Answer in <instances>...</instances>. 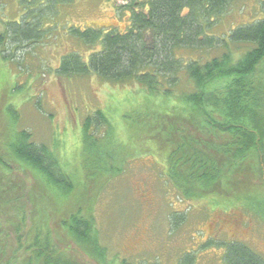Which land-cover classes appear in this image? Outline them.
Instances as JSON below:
<instances>
[{"label":"trees","instance_id":"1","mask_svg":"<svg viewBox=\"0 0 264 264\" xmlns=\"http://www.w3.org/2000/svg\"><path fill=\"white\" fill-rule=\"evenodd\" d=\"M60 1L74 0H22L25 12L21 20L7 22L4 32H0L1 56L14 59L16 51L26 43L42 41L53 28H47L44 20L52 18L48 16L54 14ZM233 1L148 0L138 10L131 7L125 30L71 27V35L86 44H100V49L91 52L87 59L75 51L64 55L58 73L63 76L95 73L109 82L137 81L147 93L162 94L176 101L174 105L183 106L177 108L196 104L190 105L191 116L187 118L176 113L175 108L165 114L156 115L148 109L134 115L130 140L131 146H136L129 151L137 150L138 143V150L159 157L165 168L162 174L184 199L191 201L202 194L222 193L228 200H234L235 206H241L249 201L243 196L247 186L230 173H241L246 165L256 172V160L264 176V86L249 79L264 61V15L234 26L227 34H213ZM261 6L264 10V0ZM235 48L241 50L238 55ZM183 49L203 50L208 57L186 61L179 55ZM211 52L217 54L211 56ZM200 125L208 126L210 135L203 136ZM112 127L109 116L101 109L84 121V160L91 159L103 173L119 169L117 160L123 164L129 153L126 141L124 148L119 142L113 145ZM12 150L17 168L0 156V182L14 185L10 177L5 178L14 169L31 171L50 201L55 194L58 195L55 200L64 203L67 213L60 222L63 231L75 241L88 244L93 222L84 213V207L76 203L75 174L67 172L57 153L47 144L36 142L27 130L18 132ZM15 188V192L17 188L23 190L22 184H15ZM9 194L14 199L20 198L21 204L16 207L2 199L0 203L28 212L18 211L15 219L8 213L0 214V264H82L68 247L61 249L51 237L42 235L43 224L38 216V221L34 219L37 232L29 239L32 212L27 207L36 193L30 198L11 191ZM178 216L179 213L172 215L174 225ZM9 226L16 229L20 240L16 244L10 239L11 233H7ZM223 246L224 264H264V256L244 243L233 241ZM66 252L73 257L65 258ZM189 259L186 256L180 264H189ZM121 264L134 263L124 259Z\"/></svg>","mask_w":264,"mask_h":264},{"label":"rangeland","instance_id":"2","mask_svg":"<svg viewBox=\"0 0 264 264\" xmlns=\"http://www.w3.org/2000/svg\"><path fill=\"white\" fill-rule=\"evenodd\" d=\"M21 1L0 0V32H4L7 22L21 20L25 12ZM146 1H60L54 14L48 16L52 18L44 20L47 28H53L42 41L26 43L16 51L14 59L0 54V156L17 168L12 144L21 130H27L36 142L52 148L64 169L76 176V203L84 207V213L93 222L90 242L81 244L63 231L60 222L67 213L64 203L55 200L58 195L53 191L50 201L31 171L9 172L5 178L10 177L16 186L22 184L23 190L17 188L15 192V184L0 182V199L18 207L20 198L14 199L9 191L29 198L36 193L27 207L32 212H29L32 214L29 239L37 232L34 219L38 216L43 224L42 235L51 237L61 249L68 247L82 264H121L124 259L134 264H180L186 256L190 258L189 264H224L223 244L233 241L244 243L264 256V176L256 160V172L246 165L241 173H230L247 186L243 196L249 198L246 202L250 204L235 206L234 200H228L222 193L202 194L191 201L184 199L162 174L165 168L159 157L138 150V143L137 150L129 151L136 146H131L130 140L134 115L148 109L156 115L165 114L175 108L176 113L187 118L191 116L190 105L196 104L177 108L183 106L174 105L176 101L162 94L147 93L137 81L109 82L95 73L74 76L58 73L64 55L75 51L87 59L91 52L100 49V44H86L71 35V27L125 30L131 7L138 10ZM263 15L261 0H234L212 33L227 34L234 26ZM235 51L238 55L241 50ZM179 55L186 61L208 57L203 50L191 49L180 50ZM249 79L264 86V61ZM98 109L104 110L113 123V145L119 142L124 148L126 141L129 147L125 146L129 153L123 164L117 160L120 168L112 172L103 173L91 159L85 157V161L83 157L84 121ZM200 127L203 136L210 135L208 126ZM21 210L28 212L0 203V214L8 213L12 219ZM176 213L180 216L174 225L172 215ZM181 214L185 215L184 221ZM218 223L222 230L215 231ZM10 229L9 226L7 233H11L10 239L16 244L19 240L16 229ZM71 252H66L65 258L72 256Z\"/></svg>","mask_w":264,"mask_h":264},{"label":"flooded vegetation","instance_id":"3","mask_svg":"<svg viewBox=\"0 0 264 264\" xmlns=\"http://www.w3.org/2000/svg\"><path fill=\"white\" fill-rule=\"evenodd\" d=\"M220 230H222V228H221V224L218 223V224H217V229H215V231H220Z\"/></svg>","mask_w":264,"mask_h":264}]
</instances>
